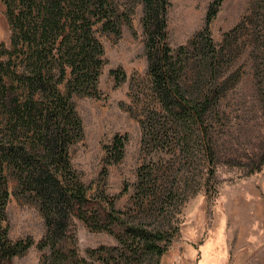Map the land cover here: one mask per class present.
<instances>
[{
  "label": "trees",
  "instance_id": "trees-1",
  "mask_svg": "<svg viewBox=\"0 0 264 264\" xmlns=\"http://www.w3.org/2000/svg\"><path fill=\"white\" fill-rule=\"evenodd\" d=\"M11 34L0 43V264H13L35 240L10 237L7 204L14 190L39 203L47 230L38 242L44 264H159L179 227L150 226V216L167 207L191 179L195 163L214 164L212 117L231 78L224 75L241 53L246 19L216 43L211 24L224 0H214L205 26L183 44L171 46L170 0H0ZM142 3L149 67L133 74L129 111L142 125L141 161L132 187L133 209L87 185L70 148L84 136L74 95L101 97L107 63L99 32L121 35ZM117 83L123 68L112 70ZM127 134L104 146L106 160L124 157ZM113 160V161H111ZM16 182V188L13 187ZM138 213L137 215H135ZM140 214V215H139ZM118 225L120 245L78 252L75 226Z\"/></svg>",
  "mask_w": 264,
  "mask_h": 264
},
{
  "label": "rangeland",
  "instance_id": "rangeland-1",
  "mask_svg": "<svg viewBox=\"0 0 264 264\" xmlns=\"http://www.w3.org/2000/svg\"><path fill=\"white\" fill-rule=\"evenodd\" d=\"M170 1L168 31L174 47L205 26L214 0ZM136 7L133 23L125 26L120 36L98 33L107 59L99 79L102 95H74L84 136L70 148L81 179L114 196L117 208L125 211L134 208L132 187L143 138L141 122L128 108L131 77L145 74L149 67L144 7L142 3ZM244 19L238 41L242 51L224 75L231 78L230 88L219 113L211 116L214 164L205 160L195 163L189 172L191 179L180 190L184 193L168 203L170 212L145 220L150 226L179 227L159 264H264V0H224L211 32L216 43H221L225 33ZM10 34L5 5L0 1V43L9 42ZM119 68L127 74L121 83L112 73ZM120 133L129 136L124 157L119 163L108 162L104 146ZM14 190L6 209L10 237H31L35 244L14 257L13 264H44L48 250L38 245L47 230L43 212L32 196H16ZM76 223L77 248L82 256L102 246L120 245L117 232L122 229L118 225L111 230L92 229L80 219Z\"/></svg>",
  "mask_w": 264,
  "mask_h": 264
}]
</instances>
